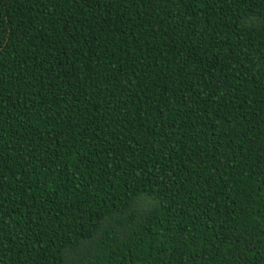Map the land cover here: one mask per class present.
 Listing matches in <instances>:
<instances>
[{"label": "trees", "instance_id": "1", "mask_svg": "<svg viewBox=\"0 0 264 264\" xmlns=\"http://www.w3.org/2000/svg\"><path fill=\"white\" fill-rule=\"evenodd\" d=\"M0 264H264V0H0Z\"/></svg>", "mask_w": 264, "mask_h": 264}]
</instances>
